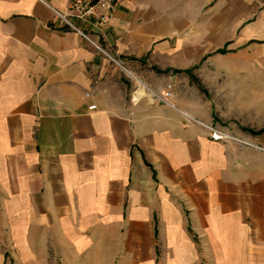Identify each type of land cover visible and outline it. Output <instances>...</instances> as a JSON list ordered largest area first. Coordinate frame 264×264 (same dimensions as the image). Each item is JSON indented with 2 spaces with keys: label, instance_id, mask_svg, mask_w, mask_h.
<instances>
[{
  "label": "crops",
  "instance_id": "0c3cea01",
  "mask_svg": "<svg viewBox=\"0 0 264 264\" xmlns=\"http://www.w3.org/2000/svg\"><path fill=\"white\" fill-rule=\"evenodd\" d=\"M69 1L0 0V264H264V0L74 20L125 70Z\"/></svg>",
  "mask_w": 264,
  "mask_h": 264
},
{
  "label": "built area",
  "instance_id": "2783aa9c",
  "mask_svg": "<svg viewBox=\"0 0 264 264\" xmlns=\"http://www.w3.org/2000/svg\"><path fill=\"white\" fill-rule=\"evenodd\" d=\"M124 0H70L67 10L59 11L54 10L56 17L58 18L60 24L65 26L78 35H80L83 39L89 42L93 47L96 48L101 54L106 56L108 59L119 65L122 69L125 70L123 64L119 59H117L111 51L107 50L103 46H101L87 31H85L82 27L76 25L74 20H79L84 24L93 25V26H103L106 25L110 19L112 18L114 12L121 6ZM136 84H138L136 82ZM139 85H135L132 94L131 100L136 101L133 93L136 91V88ZM144 89L148 90L146 85L143 83ZM87 94V93H86ZM171 94L170 91H165L164 93L157 94L152 92V96L156 99L166 102L167 97ZM89 109L95 108V105L92 104L88 107ZM185 121L189 123H196L201 125L207 132L208 136L213 140H224V141H237V142H246L236 138L231 132L224 130L222 127L217 125H211L204 123L200 120H197L194 117H191L185 112H182ZM264 150V147H261Z\"/></svg>",
  "mask_w": 264,
  "mask_h": 264
},
{
  "label": "rangeland",
  "instance_id": "374dc122",
  "mask_svg": "<svg viewBox=\"0 0 264 264\" xmlns=\"http://www.w3.org/2000/svg\"><path fill=\"white\" fill-rule=\"evenodd\" d=\"M230 31H233V29H229ZM226 37H228V34H226ZM232 42H233V40H230V42L228 41V42H226V44L223 46V47H220V48H218L217 49V51L218 52H221V53H224V52H228V51H236L238 48H232L231 46H232ZM228 43V44H227ZM227 46V47H226ZM222 48H224L225 49V51H219V49H222ZM111 62H113V61H111ZM226 62H232V60H226ZM114 63V62H113ZM114 66H116L117 68H119V69H121L122 70V68L119 66V65H117L116 63H114ZM258 66H259V64H258ZM260 66H262V65H260ZM129 81H131V84H132V89H131V92H130V94H132V91H133V89H134V87H135V85H138V84H136V81L134 80V78H132V77H130L129 76ZM146 91L148 92V90L146 89ZM211 125H215V124H211ZM7 250L5 251V253L7 254ZM6 258H7V255H6ZM8 260V259H7Z\"/></svg>",
  "mask_w": 264,
  "mask_h": 264
},
{
  "label": "trees",
  "instance_id": "16d2710c",
  "mask_svg": "<svg viewBox=\"0 0 264 264\" xmlns=\"http://www.w3.org/2000/svg\"><path fill=\"white\" fill-rule=\"evenodd\" d=\"M219 51H222V52H223V51H225V49H224V48H222V49H219Z\"/></svg>",
  "mask_w": 264,
  "mask_h": 264
},
{
  "label": "bare ground",
  "instance_id": "6f19581e",
  "mask_svg": "<svg viewBox=\"0 0 264 264\" xmlns=\"http://www.w3.org/2000/svg\"><path fill=\"white\" fill-rule=\"evenodd\" d=\"M134 77V76H133ZM143 85V84H142ZM152 92V91H151Z\"/></svg>",
  "mask_w": 264,
  "mask_h": 264
}]
</instances>
